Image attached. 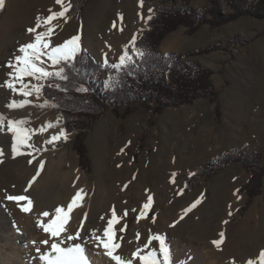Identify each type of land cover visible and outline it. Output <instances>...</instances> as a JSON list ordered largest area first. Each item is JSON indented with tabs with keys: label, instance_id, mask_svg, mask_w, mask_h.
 Masks as SVG:
<instances>
[{
	"label": "rangeland",
	"instance_id": "obj_1",
	"mask_svg": "<svg viewBox=\"0 0 264 264\" xmlns=\"http://www.w3.org/2000/svg\"><path fill=\"white\" fill-rule=\"evenodd\" d=\"M154 5L161 6L158 2ZM154 5L148 6L144 0L142 6L140 0H89L76 17L69 18L67 22L63 19L53 21L57 27L51 44L59 45L79 34L82 49L87 50L97 62L104 65L107 57L109 64L114 63L122 54L123 46L146 30V20L152 15L149 10ZM221 5L222 14L232 13L224 0H221ZM191 6L201 10L209 8L210 4L209 0H194ZM23 9L28 11L29 17H22L20 13L17 19L29 20L28 28H31L38 16L46 17L50 14L49 9L59 11L60 6L55 0H5L4 8L0 9V29L6 25L11 12H24ZM112 11L123 15L124 21L119 23L123 29L110 25ZM208 18L211 19L210 16ZM112 20L116 21V16ZM5 36V33L0 35V49ZM108 42L115 43L109 49L111 54L105 56L96 51L95 48L101 49L102 44ZM214 44H220L222 50L186 61H194L213 71L212 81L218 91L215 103L203 98L192 104L170 107L154 117L152 124L150 113L141 105L134 106L129 115H125V108L116 114L110 107L88 130L68 134L69 150L63 169L69 172L81 169L85 178L79 189L83 188L87 193L83 199L86 207L77 214L84 216L87 226H90L87 223L90 220L96 222V228L103 234L114 208L119 218V222L114 224L116 242L121 244L115 254L125 260L132 259L133 264H140L133 254L144 248L149 238L155 235L165 236L170 244L171 264H181L182 261H187V264H247L249 260L258 261L260 252L264 250V174L262 193L251 204L248 194L243 191L251 174L240 163L230 165L215 177L199 178L191 191L184 190L190 174L232 150H237L244 158L255 154L264 157V19L242 17L217 28L205 25L194 34L181 27L165 38L159 51L164 55L185 54ZM129 54L135 57L132 49ZM49 65L46 60L45 67L50 71L57 70ZM107 79L102 71L104 86ZM25 82L45 84V81L31 78H25ZM83 88L87 89L86 86ZM83 93L87 95L88 91ZM5 95L0 87V113L3 111L5 116L6 110L31 112L33 118L27 125L29 128L42 119L46 124L50 121L55 124L59 119V126L54 128L60 130L63 127L58 108L29 105L22 109H9L6 105L10 101ZM32 101L39 105L45 98L41 93L40 99L33 96ZM10 114L14 116V113ZM81 133L91 162L88 172L81 167L80 156L74 149L76 137ZM11 135L6 130L0 132V149L3 150V156H0L3 161L0 163V188L5 192L2 202L6 200V205L15 203L6 199L15 193L7 186L17 188L26 179L21 175L23 171L21 174L17 172L13 179L3 172L7 165L5 156L9 154L8 162L22 169L21 163L26 156H31L27 154L29 152L50 160L65 151L61 145L35 147L40 149L39 152L24 148L25 155L14 157ZM29 182L25 189L31 191L35 183L28 188ZM25 189L23 192L29 193ZM149 196L153 203L147 213H152V216L140 217ZM197 200L200 203L186 212ZM76 209L71 214L76 215ZM125 210L126 216L123 214ZM125 225L126 231L121 232ZM221 232L224 240L217 248L213 241L220 239ZM150 247L158 251V242L153 240ZM1 256H4L2 252ZM38 256L37 252L28 254L32 260Z\"/></svg>",
	"mask_w": 264,
	"mask_h": 264
},
{
	"label": "trees",
	"instance_id": "obj_2",
	"mask_svg": "<svg viewBox=\"0 0 264 264\" xmlns=\"http://www.w3.org/2000/svg\"><path fill=\"white\" fill-rule=\"evenodd\" d=\"M89 0H73V9L68 13L70 18L76 17ZM194 0H144L148 6L156 2L161 6H153L151 19L146 20V30L136 34L137 45L148 55L143 60H136V67L130 69L131 75H126V69L120 73L105 68L92 55L82 49L72 67L66 68L67 80L49 77L45 81L42 94L49 104L57 105L62 117L63 128L71 134L76 130H88L104 111L110 107L116 114L125 108L129 115L136 105L143 106L150 113V122L161 115L167 108L192 104L203 98L215 103L218 98L213 81V71L194 61L187 59L203 56L222 50L220 44H214L198 51L185 54L171 53L164 55L159 48L165 38L181 27L189 29V34L196 33L205 25L221 27L235 22L242 17L264 19V0H224L232 10L230 14H222L221 0H209L210 7L195 10L191 3ZM211 17V19L208 18ZM130 44L123 46V50ZM123 53V52H122ZM120 57V56H119ZM119 59V58H118ZM118 62V60L116 61ZM114 62V63H116ZM102 71L109 77L119 79L113 87L107 88L101 80ZM52 84L53 87H48ZM55 85H59L57 88ZM86 86L88 94L77 89ZM66 89V91L61 90ZM219 107L217 114L219 115ZM74 149L80 156V165L85 171L91 170L88 149L84 134H79L74 142ZM240 163L251 174L243 191L249 196V204L262 193V177L264 174V157L255 154L244 158L237 150L225 153L218 160L206 167L198 168L185 181V192L191 191L199 178H211L226 170L230 165ZM151 217L152 213H147Z\"/></svg>",
	"mask_w": 264,
	"mask_h": 264
},
{
	"label": "snow or ice",
	"instance_id": "obj_3",
	"mask_svg": "<svg viewBox=\"0 0 264 264\" xmlns=\"http://www.w3.org/2000/svg\"><path fill=\"white\" fill-rule=\"evenodd\" d=\"M141 6L143 0H140ZM55 3L60 6L59 11H53L49 9V15L46 17L38 16L36 18V23L34 27L28 28L27 32L34 35L32 42L20 45L16 50V54L11 60L6 64V67L10 68L12 71L8 73V79L3 83H0V87H7L13 93L19 94L23 99L17 101L15 99L7 103L6 107L9 109H22L26 106L33 105L37 107H57V105H49L48 100L45 99L44 103L39 105H34L33 101L28 99V97L34 96L35 99L41 98L42 89L44 88L43 83L31 84L30 82H25V78H31L36 81H46L49 77L58 78L61 80H67L66 68L72 67L75 69L74 62L76 60L77 54L81 51L80 35H75L69 40H66L62 44L53 46L51 44V37L55 33L57 25L53 21L58 19H63L65 22L70 18L68 13L73 9V0H55ZM5 5V0H0V9H3ZM153 10H149L151 13ZM151 19V15L148 17ZM122 22V15L119 17ZM116 26V22H113V27ZM43 31H39L40 29ZM130 47L132 53L135 57L143 60L146 55V51L137 45V37H133L130 41ZM50 62L49 67L57 68L56 71H50L48 67H45L46 60ZM136 60L133 55L129 54L128 46L125 47L123 53L120 55L118 62L109 64L107 57L104 60V67L113 70L115 73H120L126 69V75H131L132 71L130 69L135 68ZM114 83H119L118 76L113 77L110 73L108 79L105 81V87H113ZM19 85V87H17ZM48 87H53L49 84ZM59 88V85H55ZM66 91V89H61ZM77 91L87 92L86 88H79ZM30 124L29 119H9L4 114L0 113V132L8 131L12 133V145L11 150L13 156L25 155L26 153L22 150L24 148L32 149L33 152H39L40 149L35 148L34 144L30 143L32 135L37 132L43 133L49 128H54L59 126V119L55 124L49 122L47 125L41 126L40 128H29L27 125ZM63 138L65 141L68 138V132L60 127L57 134L52 135L46 143H54ZM32 155V152L27 153ZM0 156H3V150L0 149ZM36 157L33 155V160ZM3 161L0 160V163ZM32 163V160H29ZM44 163L41 161L39 163V169H43ZM39 171H37L36 176H39ZM36 176L33 177L32 181L29 182L28 188H31L32 183L35 182ZM175 173L173 174L174 182ZM27 191V189H25ZM238 191V190H237ZM87 195L83 188L79 189L73 196L70 203L67 205L66 210L64 206L55 208L52 212L43 211L41 215L45 218L52 217L47 222L38 220V226L43 229L45 233L50 234L51 242L49 240L41 241L43 245L48 246L46 252L41 253L40 249L37 248L36 251L39 254V260L42 264H91L88 255L86 254L85 244L87 240H81V230H83V221L80 223L79 228L73 234L68 232L66 225L69 222L70 214L73 212L74 208L80 207L83 204V199ZM7 200L14 201L20 207V210L25 213H30L33 207V201L26 195L16 194L8 195ZM26 202V205L21 203ZM153 203L152 197L149 196L147 203L143 206V211L140 212V217H144L145 214L150 210ZM200 203L197 200L186 212L191 211L192 208ZM135 211V209L133 210ZM127 215V210L123 213ZM231 215V212L229 213ZM87 214L85 213V218ZM183 218V217H181ZM119 222V218L116 215V211L112 210V219L107 222V227L104 229L102 237L95 234V230L91 233V236L98 241L97 247L103 246L105 249V255L109 256L115 264H133L132 259L125 260L120 255L115 254L117 250L121 247V244L116 242V230L114 224ZM227 223V221H225ZM121 232L126 231V225L120 229ZM67 232L66 236H61L62 233ZM220 239L213 241L217 248L223 243L224 233L219 234ZM139 234H137V238ZM123 239L122 237L120 238ZM158 242V251L151 248L152 241ZM73 241H79L76 243H69ZM35 245V241L32 242ZM67 244V246H62ZM147 250V251H146ZM170 244L166 242V237L163 235H155L149 238L147 244L142 249H137L133 254L134 259L139 260L140 264H171L170 260ZM144 253V254H142ZM189 259H191L189 257ZM181 264H187V261H182ZM247 264H264V250L259 254L258 261L249 260Z\"/></svg>",
	"mask_w": 264,
	"mask_h": 264
},
{
	"label": "bare ground",
	"instance_id": "obj_4",
	"mask_svg": "<svg viewBox=\"0 0 264 264\" xmlns=\"http://www.w3.org/2000/svg\"><path fill=\"white\" fill-rule=\"evenodd\" d=\"M21 11L11 12L7 18L8 20H7L6 25L1 27L0 29V35H3V33L6 34L5 42H3L2 48L0 49V82L1 81L4 82L9 78L8 73L11 72L12 70L6 67V64L16 54V50L19 48V46L25 43H28L26 39L29 42L33 41V34L27 32V29L30 26L28 22L29 20L26 21L24 18L17 19V16L20 13L21 15H23L22 17H26V16L29 17L27 10L26 12L25 10L24 12H21ZM115 16L117 19L115 21L116 22L115 27L118 29L119 28L123 29L119 25V23L121 22L119 20V17L121 16V14L116 15L115 11H112L110 13V17H111L110 25L111 24L113 25L114 21L112 20V18L114 19ZM126 19H129V16ZM123 21L124 20H122V22ZM66 40H68V38ZM111 44L112 42L103 43L102 44L103 49L102 48L101 49L95 48V49L101 55L106 56L108 54H111V51L109 50L111 49L110 48ZM104 47H107V48H104ZM17 87H19V85H17ZM2 89L6 94L5 97L9 101L13 99L17 101L23 99V97H21L19 94L13 93L6 86L2 87ZM32 98L33 96L28 97V99L30 100H32ZM10 112L14 113V116H12ZM6 116L9 119H25L26 118L30 120L31 118H33V115L31 114V112H21L17 110L15 111L6 110ZM42 120L36 121L32 125V128L38 129L41 126L47 125L46 121L44 120L42 121ZM58 132L59 130L56 128H49L43 133L37 132L36 134L32 135L31 141H30V143L34 144L35 147H47L51 145L53 146L61 145L65 147L64 153L60 154L57 158L48 160L46 157H43L35 153L29 157L26 156V160H24V162L21 163L22 169H20L18 167H15L13 163L8 162L10 158L9 154L4 157L5 159L4 163H6L7 165H5L6 167H4L3 172H6V174L12 177L13 179V177H15L14 175H16L17 172L18 174L19 173L21 174V172L23 171V174L21 175L24 176L23 179H26L24 180V182H22L23 183L22 186H17L16 188L13 185L12 187H10L11 185H8L7 186L8 189L12 190V192H15L16 194H23V195L28 196L33 201V207L30 213H25L20 210V207L16 204V202L14 204L6 205L5 204L6 200H4L5 202H2L4 199L3 193L5 192L0 188V264H42V262L39 260V256L36 259L34 258L35 260L29 259L28 257V254L30 252L32 254L34 252H37L36 251L37 248L40 249L41 253L46 252L48 250V246L43 245L41 241L49 240V242H51V239H54L50 237V234L45 233L43 229H41L38 226L37 224L38 220L47 222L48 220L52 218L51 216L48 218H45L41 215V213L43 211L52 212L55 208L60 207V206H64L66 210L67 205L70 203L75 193L79 190V186L84 181L85 176H84V173L81 171V169H76L71 172L64 171L63 169L64 163L66 162V156L68 155L67 152L69 149L67 147V144L70 141V137H68L66 141L63 138H61L59 141H56L54 143H46V141L49 140L52 135H55ZM11 138H12V135H11ZM33 155L36 157V159L34 160H33ZM29 160H32V163H29ZM41 161L44 163V167L42 170L39 169V163ZM37 171H39L40 173L39 176H36ZM34 176H36V179L34 182L35 185L33 186L31 191L27 190L29 193L25 194L23 190L25 189V187H27L26 183L29 181H32ZM15 193H11V194L16 195ZM21 203L26 205V202H21ZM83 207L84 208L86 207V202L85 203L83 202L82 206L76 207L77 208L76 215L70 214L69 222L66 225L68 232H72L74 234L75 231L79 228L80 223L83 221L84 227H83V230H81V240L88 241L87 244H85V249H86V254L89 257V260L91 261V264H115L114 261H112L109 256L105 255V249L103 248V246L97 247L98 241H96L91 236V233L93 232V230H95V234L97 236L102 237V234H101L102 230L100 231L98 228H96V225H97L96 222L92 220L90 221L87 220L88 221L87 223H90V226H87L86 219H84V216L80 217L77 214L80 210H82ZM10 232H12L11 236L9 235ZM218 233L219 232H217L216 234ZM243 233L244 231L242 232V234L239 233V236L243 235ZM66 235H67V232L61 234V236H66ZM33 241L36 242L35 245H33L32 243ZM76 242H79V241H73L69 243H76ZM62 246L66 247L67 244L62 245ZM1 252L3 253L4 256H1Z\"/></svg>",
	"mask_w": 264,
	"mask_h": 264
},
{
	"label": "built area",
	"instance_id": "obj_5",
	"mask_svg": "<svg viewBox=\"0 0 264 264\" xmlns=\"http://www.w3.org/2000/svg\"><path fill=\"white\" fill-rule=\"evenodd\" d=\"M135 58V57H134ZM135 59H137V58H135Z\"/></svg>",
	"mask_w": 264,
	"mask_h": 264
}]
</instances>
